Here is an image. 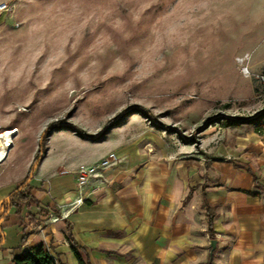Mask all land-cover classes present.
<instances>
[{
  "label": "rangeland",
  "instance_id": "rangeland-1",
  "mask_svg": "<svg viewBox=\"0 0 264 264\" xmlns=\"http://www.w3.org/2000/svg\"><path fill=\"white\" fill-rule=\"evenodd\" d=\"M27 1L18 9L9 1V15L26 20L19 28L0 26V125L21 129V167L49 124L97 134L135 105L153 120L129 112L98 139L53 130V158L111 149L119 164L167 170L230 159L241 129L252 128L243 121L264 110L256 77L264 72V0ZM231 118L241 121L226 125ZM50 184L76 186L73 174L61 173Z\"/></svg>",
  "mask_w": 264,
  "mask_h": 264
},
{
  "label": "crops",
  "instance_id": "crops-1",
  "mask_svg": "<svg viewBox=\"0 0 264 264\" xmlns=\"http://www.w3.org/2000/svg\"><path fill=\"white\" fill-rule=\"evenodd\" d=\"M1 1L15 2L16 9L29 4ZM24 20L17 11L8 13L0 18V26L19 28ZM0 126L12 129L0 132L1 213L36 155L21 167V129L7 123ZM241 130L233 158L205 159L198 165L179 162L173 170L163 164L154 167L134 159L119 164V160L82 189L77 170L115 150L94 149L80 159L68 154L53 158L52 133L29 186L38 202L21 212L12 208L1 221L6 228L0 264H12L14 248L35 244H43L62 264H78L74 242L92 264H264V126L257 130L252 124L246 134ZM19 166L22 170L16 173ZM58 173L73 174L76 186L48 185ZM80 198L82 202H76ZM55 216L59 219L52 222Z\"/></svg>",
  "mask_w": 264,
  "mask_h": 264
},
{
  "label": "trees",
  "instance_id": "trees-1",
  "mask_svg": "<svg viewBox=\"0 0 264 264\" xmlns=\"http://www.w3.org/2000/svg\"><path fill=\"white\" fill-rule=\"evenodd\" d=\"M139 112L145 115L148 119H152L155 117L152 112L143 106L135 105L134 107L127 109L126 111L119 114L117 117L112 119L110 123L107 125V127L103 130H101L97 134H90L86 132L83 128L79 127L76 124L67 122V121H56L55 123L49 124L43 131L40 144L38 147V151L36 153V156L34 157L30 169L26 175V178L18 185L5 199L4 201V209L0 213V246L4 244L5 242V233L4 228L1 224L2 219L6 218L12 208H15L17 211L21 212L22 209L27 206L31 207L33 204H36L38 201L37 199H34L30 193H29V186L30 183L34 177L35 169L37 165L40 163V161L44 158L46 154V142L47 138L51 135L52 131L55 129H61V128H69L76 133L80 134L81 136L87 137V138H99L105 130L109 127L111 124H117L119 123L126 114L128 115L129 112ZM241 121V119L237 118H231L229 121H227L226 125H233ZM243 122L249 123V124H255L256 129L260 130L264 126V110L257 115L250 117ZM166 129L170 130L173 127L166 126ZM174 130V129H172ZM212 219L210 218V225H211ZM67 229L69 233V237L72 238V230L71 225L67 222ZM211 227V226H210ZM211 229V228H210ZM26 240V238H23V242ZM77 259L78 264H92L90 259H84L82 254L80 253L78 244L74 242V245L72 246ZM12 264H62L60 261V258L53 255L50 250L46 249L43 244H35L33 246H29L27 248H23L22 246H18L13 249V260ZM211 264V263H208Z\"/></svg>",
  "mask_w": 264,
  "mask_h": 264
},
{
  "label": "built area",
  "instance_id": "built-area-1",
  "mask_svg": "<svg viewBox=\"0 0 264 264\" xmlns=\"http://www.w3.org/2000/svg\"><path fill=\"white\" fill-rule=\"evenodd\" d=\"M14 5L9 1H2L0 2V18L3 17L5 14L13 11ZM242 72L244 74H250L249 67L246 65L242 66ZM256 77L264 83V72L256 74ZM121 158L116 153V151H111L108 153L106 157H104L100 162L91 164V165H85L80 167L77 171V184L79 186V189H82L85 187L92 179H95L97 177H101L102 173L105 169H108L110 167H113L115 164L119 162ZM82 202V199H77L76 202ZM58 217H53L52 222L57 221ZM41 227V226H40Z\"/></svg>",
  "mask_w": 264,
  "mask_h": 264
},
{
  "label": "water",
  "instance_id": "water-1",
  "mask_svg": "<svg viewBox=\"0 0 264 264\" xmlns=\"http://www.w3.org/2000/svg\"><path fill=\"white\" fill-rule=\"evenodd\" d=\"M211 247H212V250H215L216 249V247H217V240L216 239H213L211 241Z\"/></svg>",
  "mask_w": 264,
  "mask_h": 264
},
{
  "label": "bare ground",
  "instance_id": "bare-ground-1",
  "mask_svg": "<svg viewBox=\"0 0 264 264\" xmlns=\"http://www.w3.org/2000/svg\"><path fill=\"white\" fill-rule=\"evenodd\" d=\"M1 135V134H0ZM2 153V152H1Z\"/></svg>",
  "mask_w": 264,
  "mask_h": 264
}]
</instances>
